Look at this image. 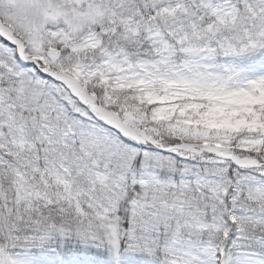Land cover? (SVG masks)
Listing matches in <instances>:
<instances>
[{
  "label": "snow or ice",
  "instance_id": "snow-or-ice-1",
  "mask_svg": "<svg viewBox=\"0 0 264 264\" xmlns=\"http://www.w3.org/2000/svg\"><path fill=\"white\" fill-rule=\"evenodd\" d=\"M0 264H264V0H0Z\"/></svg>",
  "mask_w": 264,
  "mask_h": 264
}]
</instances>
